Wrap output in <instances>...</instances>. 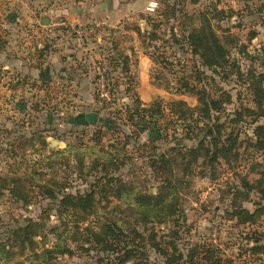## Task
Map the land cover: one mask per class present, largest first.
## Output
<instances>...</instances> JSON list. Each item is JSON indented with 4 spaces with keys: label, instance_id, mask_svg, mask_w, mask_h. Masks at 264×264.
<instances>
[{
    "label": "rangeland",
    "instance_id": "rangeland-1",
    "mask_svg": "<svg viewBox=\"0 0 264 264\" xmlns=\"http://www.w3.org/2000/svg\"><path fill=\"white\" fill-rule=\"evenodd\" d=\"M193 34L221 46L217 68L200 57L217 50L203 52ZM138 57L148 59L146 79ZM185 84L221 108L208 121L195 113L185 128L173 119L166 138L151 142L159 134L134 127V101L139 110L179 100L195 108ZM258 93L264 106V0H0V264H122L85 242L106 234L105 223L123 232L121 249L143 236L126 264H171L149 247L150 235L183 256L172 264H188L195 246L214 250L220 264H264V252L251 251L253 239L264 244V214L254 225L233 214L264 206V150L252 133L264 117L245 112L257 109ZM217 124L221 142L231 140L226 158L198 149L200 140L210 149ZM52 182L56 192H94L99 221L58 219L56 202L42 197ZM169 208L175 219L157 220ZM35 222L31 245L15 240Z\"/></svg>",
    "mask_w": 264,
    "mask_h": 264
},
{
    "label": "trees",
    "instance_id": "trees-1",
    "mask_svg": "<svg viewBox=\"0 0 264 264\" xmlns=\"http://www.w3.org/2000/svg\"><path fill=\"white\" fill-rule=\"evenodd\" d=\"M174 6H172L169 9V13H172V9ZM158 26H153V30H156ZM154 35L149 34V39L152 41V38ZM191 43L195 45L196 47H199L202 49L203 52H206L209 50V48H215L217 50L215 59L211 56H207L206 54L200 53L201 60L203 62V66L211 69V68H217L218 60L223 58L222 55V48L219 46L216 41H212L211 44H209L207 39H202L199 36H193L191 37ZM202 44H205L202 46ZM207 46L209 48H207ZM195 47V48H196ZM211 53V50H209ZM198 53V52H196ZM213 58V59H212ZM123 66L126 70H128V58L127 56L123 57ZM184 92L195 94L198 96L197 100V106L195 108H189L185 102L183 101H174L171 102L168 105V110L165 109L164 105L161 102H156L152 106L144 107L141 110H139L138 106L140 105L139 100H135L134 102L137 103V106H135L133 113L137 114V120H133V115L131 116V120L134 121V127L139 128L140 132H146L149 130H155L158 132L159 137L150 140L151 142H157L158 140H162L166 138V135H168L169 131L168 126L174 125L176 123L175 120H178L181 122L179 124L180 126L189 127L190 124H188L189 121H192L194 114H197V117H200L203 121H208L210 119V113L211 112H217L221 106L219 104V101L213 100V99H207V97L204 95V92L202 94L199 91H195L193 88H190L187 86V84L184 85ZM196 92V93H195ZM226 97L224 101L226 103L230 102L231 97L227 95L225 92L221 93L219 98ZM254 104L257 109H246L245 112H248L250 115H257L259 117H264V106H263V97L262 94L258 93L254 96ZM140 107V106H139ZM257 112H256V111ZM201 116H200V115ZM170 116V117H169ZM87 119L91 122H94L96 119L94 116L88 115ZM167 119V123L165 120ZM175 119V120H173ZM138 121V122H137ZM254 122V121H253ZM183 123V124H182ZM196 123V122H195ZM197 125V123H196ZM197 127V126H196ZM216 129L212 130V132L215 133V137L211 138L210 141V149L204 147V141L200 140L198 142V149L205 150L206 156L209 155V153L212 150V154L214 152L215 158L221 157L226 158L228 156V152L231 149L230 141L229 142H221L220 135V129L218 128V124L215 125ZM173 129L176 128V126L172 127ZM213 129V128H211ZM186 137L188 139H192V133L188 130H185ZM253 137H254V144L253 147L257 150H264V123L262 125H257L253 128ZM191 135V136H190ZM206 148V149H205ZM196 149V150H198ZM196 150H192L193 159H196L199 157L196 153ZM196 154V155H195ZM214 158V159H215ZM103 172H105L107 175V169L103 166L102 169ZM105 180V178H104ZM53 186H57L55 182H52L49 184V186H42V197L43 199L49 200L50 202L54 203L56 202L57 209H56V216L58 219H61L63 221H75L76 226L80 225L81 223H85L88 221L90 217H93L95 221H99V217L97 214L94 213L95 205L98 201L95 199L94 192H85L83 194H73L65 192L62 188L59 190V192H56V190L53 188ZM136 203H142L140 200H136ZM255 210L253 212H249L246 209L239 208L235 210L233 213L235 217H237L238 221H240L243 224H250L254 225L259 220V218L264 214V206H260V204L255 205ZM157 220L160 219V222L162 221H173L175 219V213L171 211L169 208V211H160L158 215H156ZM103 219V218H102ZM169 219V220H168ZM104 220L112 221L110 218H104ZM156 220V221H157ZM139 221H145L144 218L141 217ZM138 221V222H139ZM153 221H155L153 219ZM37 226L39 224L30 223L28 226H25L23 228H18L14 232V238L20 239L24 238L25 241H27L30 245L34 242V237L37 235ZM102 231H104L106 234H94L90 238L93 240L92 242L89 241V239L85 240L89 245L94 244L95 246H99L100 249H98L99 253L101 254L105 252H113L116 255V257L120 258V261L122 264L127 263V259H131L130 257H133V260L136 259L132 254L139 253V250L142 248L138 245L137 240H142L143 236L139 234H134L131 237V249L128 246L127 248H120V243L122 241V237L124 238L123 232L114 224H103L101 226ZM114 231V232H113ZM149 247L154 250L159 255L163 256V258L166 259V261H169L171 264L177 262L180 260L183 256L178 254L176 252L175 247H173V252L171 255L168 253V248L163 247L162 245H159L156 242V237L150 235L147 239H145ZM143 240V241H145ZM260 240L253 239V247L251 248V251L255 254H262L264 252V244H260ZM114 246L119 247L118 250L115 248L114 250H111V248ZM142 251V250H141ZM198 246L190 251L187 252L185 258L187 259L188 264H192L195 259H199L198 261H202V264H220V259L215 256L216 253L214 250L210 248H206V250L202 249L200 254H198ZM62 253L64 255H68L71 253V250L68 248H64L62 250ZM137 256V255H136ZM108 258V256L106 257ZM169 259V260H168ZM138 263L147 262L146 260H140L138 257Z\"/></svg>",
    "mask_w": 264,
    "mask_h": 264
},
{
    "label": "crops",
    "instance_id": "crops-1",
    "mask_svg": "<svg viewBox=\"0 0 264 264\" xmlns=\"http://www.w3.org/2000/svg\"><path fill=\"white\" fill-rule=\"evenodd\" d=\"M138 60H139V65H138V68L140 70V73H141V77L142 79H146L147 78V73H148V68L149 66L147 65L148 64V59L147 57H138ZM144 83V81L142 82V84Z\"/></svg>",
    "mask_w": 264,
    "mask_h": 264
}]
</instances>
